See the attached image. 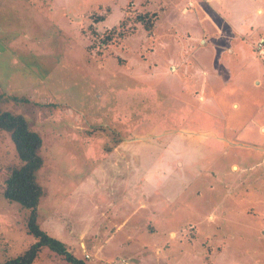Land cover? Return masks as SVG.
Here are the masks:
<instances>
[{
	"label": "rangeland",
	"instance_id": "obj_1",
	"mask_svg": "<svg viewBox=\"0 0 264 264\" xmlns=\"http://www.w3.org/2000/svg\"><path fill=\"white\" fill-rule=\"evenodd\" d=\"M187 1L0 0V110L41 136L37 221L85 264H264V0L236 2L241 45L232 2ZM18 163L0 130V262L34 242L2 194Z\"/></svg>",
	"mask_w": 264,
	"mask_h": 264
},
{
	"label": "trees",
	"instance_id": "obj_2",
	"mask_svg": "<svg viewBox=\"0 0 264 264\" xmlns=\"http://www.w3.org/2000/svg\"><path fill=\"white\" fill-rule=\"evenodd\" d=\"M137 19L144 24L145 28H150L144 14H138ZM0 130L10 135L19 161L17 165L9 169L2 194L7 201L18 203L27 211V232L34 238V242L27 249L0 264H32L44 247L49 248L70 264H85L81 258L69 251L63 242L41 228L37 221V207L44 194L43 187L37 180V172L44 161L40 152L41 136L29 127L23 115L6 109L0 110Z\"/></svg>",
	"mask_w": 264,
	"mask_h": 264
},
{
	"label": "crops",
	"instance_id": "obj_3",
	"mask_svg": "<svg viewBox=\"0 0 264 264\" xmlns=\"http://www.w3.org/2000/svg\"><path fill=\"white\" fill-rule=\"evenodd\" d=\"M232 2V16L231 17H233V19H235L237 22H240V25L239 26H237V25H235L233 22H228L226 19H224V16H222V18L226 21V24L228 25V28H230V32H229V29H228V34H230V36H232V37H234V38H236L237 40H239V45H241V44H243L242 42H243V34H244V32H241V29H240V26H241V24H242V26H244L245 25V23L242 21V18H240V13L242 12V9H239V7L237 6V4H236V2H252V1H254V2H256V1H258V0H206V3H209V2ZM260 2H261V0H259ZM192 4V6L194 5V2L193 1H191V0H188L185 4H183V6H182V9H183V11H187L188 10V7L190 6V5ZM186 5V6H185ZM203 18H207V13L205 14V15H203L202 16ZM225 23V22H224ZM215 24H217V23H215ZM241 26V27H242ZM217 27L219 28V25H217ZM219 30H220V34H223V31L219 28L218 30H215L214 32H212V33H209V32H207V31H202L201 32V34H200V38L202 39V45L203 46H205L206 44H207V38H209L210 40H211V44H216V42H214L212 39V36L213 35H215V36H217L218 34L217 33H219ZM258 40H264V33H262V34H259V36L257 37V39L255 40L256 42L258 41ZM254 48H255V46H254ZM229 51L230 53H231V55H232V53H234V55L235 54H239V51H240V47H236V45L234 46V45H232V47L231 48H229V49H227V48H224L221 52H220V54L223 56H225V55H227L228 56V54L226 53V51ZM255 52H256V50H255ZM214 53V52H213ZM223 56V57H224ZM253 57H254V59H258V60H262V61H259V62H263L264 61V57H259L256 53L253 55ZM252 56H251V59L253 58ZM181 60V61H180ZM180 60H179V62H180V64L182 65L183 63H186V59H185V57L183 56V55H181L180 56ZM222 61H225L224 59H222ZM226 61H228L227 59H226ZM226 65V64H225ZM203 70H204V68H202ZM203 73V75H207V70L205 69V71H203L202 72ZM256 85H259V81H257L256 82ZM199 93H201V92H199ZM231 104H232V106L231 107H236V108H238V103H235V100L234 101H232L231 102ZM209 107H207L205 110H200L199 108H195V109H193V108H190L189 110H188V115L186 114V115H184L183 117L186 119L185 120V123L186 122H191V124H190V126H192V127H195V128H197L198 130H205V129H209V125H213L209 120H211L212 119V117H213V115L210 113V109H208ZM196 120H199L200 122H196ZM213 120V119H212ZM193 122H195V123H193ZM222 126H218V130L219 129H222V128H225V126H226V122H225V124H221ZM245 126V125H244ZM256 126H257V132L258 133H261V134H264V119L263 120H261L258 124H256ZM240 129H244V127L243 126H240ZM239 129V130H240ZM195 133H197V132H195ZM220 133H222V132H220ZM180 134H185V133H180ZM241 141V140H240ZM239 142V141H238ZM242 142V141H241ZM177 159V158H176ZM177 161V160H176ZM178 161H179V159H178ZM180 165H182V163H179ZM143 181H145V180H143ZM153 184L155 185V187H156V183H154L153 182ZM155 229V227H152V230H154ZM143 247H146V245L145 244H143ZM84 251H85V249H84ZM83 251V252H84ZM83 257H85V258H89V255H88V257H86L85 256V252H84V254H83ZM126 264V263H125Z\"/></svg>",
	"mask_w": 264,
	"mask_h": 264
},
{
	"label": "built area",
	"instance_id": "obj_4",
	"mask_svg": "<svg viewBox=\"0 0 264 264\" xmlns=\"http://www.w3.org/2000/svg\"><path fill=\"white\" fill-rule=\"evenodd\" d=\"M256 54L259 57H264V40H258L255 45ZM88 257V255H85Z\"/></svg>",
	"mask_w": 264,
	"mask_h": 264
}]
</instances>
